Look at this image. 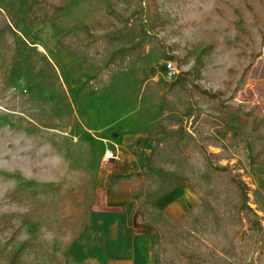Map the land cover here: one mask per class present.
I'll return each instance as SVG.
<instances>
[{"label": "rangeland", "instance_id": "obj_1", "mask_svg": "<svg viewBox=\"0 0 264 264\" xmlns=\"http://www.w3.org/2000/svg\"><path fill=\"white\" fill-rule=\"evenodd\" d=\"M133 150L149 203L192 189L181 219L146 212L157 264H264V0H0V250L99 264L71 254V186Z\"/></svg>", "mask_w": 264, "mask_h": 264}, {"label": "crops", "instance_id": "obj_2", "mask_svg": "<svg viewBox=\"0 0 264 264\" xmlns=\"http://www.w3.org/2000/svg\"><path fill=\"white\" fill-rule=\"evenodd\" d=\"M133 152L112 153L111 160L104 156L94 176L84 174L83 183L78 185L80 189L71 186L74 200L71 213H85L88 208L90 217L89 225L82 224L84 229L71 250L75 260L92 259L99 264H157L156 249L161 244V232L146 212L157 211L179 220L192 208V189L182 179H178L175 186L179 196L166 195L149 203L147 197L156 187L148 182L147 174L155 177V181L159 178L154 173L155 167H147L148 163L132 155ZM147 153L150 155V150ZM134 180L140 182L133 183ZM145 183V192L137 193ZM85 186L89 198H86ZM166 186L164 182L163 191ZM153 218L157 222L160 219L158 215Z\"/></svg>", "mask_w": 264, "mask_h": 264}, {"label": "trees", "instance_id": "obj_3", "mask_svg": "<svg viewBox=\"0 0 264 264\" xmlns=\"http://www.w3.org/2000/svg\"><path fill=\"white\" fill-rule=\"evenodd\" d=\"M165 70H166V66H165ZM220 170H225V168H218ZM237 188L240 190L241 192V195H242V200H243V203H244V207L245 208H248V194H247V186L242 183V182H237ZM249 209V208H248ZM26 244H24L23 246H21L20 248L16 249L13 253H10V254H6L3 249L0 250V257H4V261H6V264H23V261H22V257L24 255V253L26 252ZM86 261H91V262H95V263H98L97 261L95 260H92V259H85L84 262Z\"/></svg>", "mask_w": 264, "mask_h": 264}, {"label": "built area", "instance_id": "obj_4", "mask_svg": "<svg viewBox=\"0 0 264 264\" xmlns=\"http://www.w3.org/2000/svg\"><path fill=\"white\" fill-rule=\"evenodd\" d=\"M179 75V71L177 70L176 66L169 62L167 64V67H166V75H165V78L167 81H173L174 79H176ZM108 159H113V154L110 153V155L108 154L107 155Z\"/></svg>", "mask_w": 264, "mask_h": 264}, {"label": "bare ground", "instance_id": "obj_5", "mask_svg": "<svg viewBox=\"0 0 264 264\" xmlns=\"http://www.w3.org/2000/svg\"><path fill=\"white\" fill-rule=\"evenodd\" d=\"M109 155H110V153H109Z\"/></svg>", "mask_w": 264, "mask_h": 264}, {"label": "flooded vegetation", "instance_id": "obj_6", "mask_svg": "<svg viewBox=\"0 0 264 264\" xmlns=\"http://www.w3.org/2000/svg\"><path fill=\"white\" fill-rule=\"evenodd\" d=\"M262 90V89H261Z\"/></svg>", "mask_w": 264, "mask_h": 264}]
</instances>
